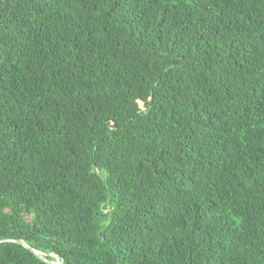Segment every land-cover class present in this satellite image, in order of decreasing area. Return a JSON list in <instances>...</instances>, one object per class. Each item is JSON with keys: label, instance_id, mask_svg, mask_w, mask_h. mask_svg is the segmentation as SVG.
Here are the masks:
<instances>
[{"label": "trees", "instance_id": "16d2710c", "mask_svg": "<svg viewBox=\"0 0 264 264\" xmlns=\"http://www.w3.org/2000/svg\"><path fill=\"white\" fill-rule=\"evenodd\" d=\"M40 257L264 264V0H0V264Z\"/></svg>", "mask_w": 264, "mask_h": 264}, {"label": "water", "instance_id": "95a60500", "mask_svg": "<svg viewBox=\"0 0 264 264\" xmlns=\"http://www.w3.org/2000/svg\"><path fill=\"white\" fill-rule=\"evenodd\" d=\"M101 208H102V210H104V209H105V205H102ZM16 242L22 244V245H23L24 247H26L28 250H30V251L33 252L34 254L38 255L37 251L31 249L29 246L25 245L22 241H18V240H16ZM40 258H41V257H40ZM41 259H42V258H41ZM42 260H43L44 262H46L47 264H61V263L58 262L57 260H55V261H46V260H44V259H42Z\"/></svg>", "mask_w": 264, "mask_h": 264}, {"label": "rangeland", "instance_id": "374dc122", "mask_svg": "<svg viewBox=\"0 0 264 264\" xmlns=\"http://www.w3.org/2000/svg\"><path fill=\"white\" fill-rule=\"evenodd\" d=\"M140 104V107H142V104L141 103H139Z\"/></svg>", "mask_w": 264, "mask_h": 264}]
</instances>
